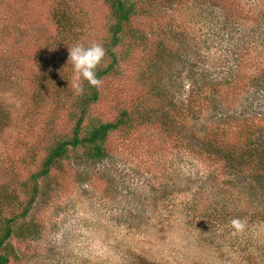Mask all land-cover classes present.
Instances as JSON below:
<instances>
[{"label": "rangeland", "instance_id": "374dc122", "mask_svg": "<svg viewBox=\"0 0 264 264\" xmlns=\"http://www.w3.org/2000/svg\"><path fill=\"white\" fill-rule=\"evenodd\" d=\"M110 1L0 0V195L10 200L0 203V235L5 221L17 218L7 244L20 257L11 264H264V192L250 196L249 177L236 187L239 179L223 162L194 153L187 142H172L161 123L114 134L105 160L69 152L48 177L34 180L81 117L76 104L83 93L68 84V47L100 43L107 49L116 23ZM131 1L138 15L120 45L129 58L120 72L101 79L100 101L88 110L84 135L123 109L137 118L160 110L149 105L137 111L146 91L143 72L153 74L151 84L162 79L178 106L188 99L185 87L241 76L240 40L249 31L230 35L224 10L239 17L250 11L254 34L264 37V0ZM58 12L69 21L60 24ZM162 39L169 53L157 64V52L166 47ZM110 60L106 56V64ZM81 86L84 92L87 81ZM246 103L256 108L262 101L249 97ZM246 110L239 104L234 112ZM204 113L184 123L199 130L189 142L206 154L211 112ZM235 218L245 222L243 230L231 226Z\"/></svg>", "mask_w": 264, "mask_h": 264}, {"label": "trees", "instance_id": "16d2710c", "mask_svg": "<svg viewBox=\"0 0 264 264\" xmlns=\"http://www.w3.org/2000/svg\"><path fill=\"white\" fill-rule=\"evenodd\" d=\"M167 2L171 3L172 1L167 0ZM110 8L116 23L111 26V43L105 49L104 57L106 58L107 56L111 60L106 64L105 58H103L97 66L96 75L99 79L120 72L124 61L129 58V53H123V49H120L123 41L122 35L128 24L138 15L136 5L131 0H111ZM223 13V23L227 25L226 30L228 32L231 30L230 35L239 33L238 28H247L246 32L249 31L245 34L247 39L240 40L242 41V46L240 45L239 50L243 51V54L238 69L241 76L236 79L226 78L224 82L222 79L218 80V82L211 80V82L203 83L202 87L196 90L195 88L185 87V92L188 93L187 102L183 101V105L178 106L174 99H168L171 89L162 82V79L157 78V83L151 84L150 77L153 74L148 73V71L143 72V78L147 76L144 83L146 91L145 96L141 99L142 105L137 107V111L143 112L149 105H153L160 110H154L146 113L145 116L137 118L134 115L136 114L135 112L130 113L128 110L123 109L118 112L116 118L100 120L84 135L85 130H83L82 125L88 110L93 103H98L101 97L99 88L92 87L87 83L80 103L76 104L81 109V117L77 121L73 136L70 139H63L55 145L51 155L44 163V170L37 174L34 180L48 177L52 169L57 168L63 159L70 156L69 152L83 150V155L89 160H105L110 154L111 138L114 134L123 131L130 132L138 126L148 127V125H153L154 123H161L164 131L169 133L168 137H171L172 142H176L177 145L187 142V147H190L194 153L206 155L205 159L215 161L217 164L223 162L224 168L229 170V174L236 180L239 179L235 184L236 187L244 185L245 180L249 177L253 185L250 188L252 190L250 196H254L253 193L256 192H264V113L258 111V108L264 110V98H262L263 100L260 99L264 95V49H259V46L264 47V37L254 34V24L256 23L254 18H251L253 14L250 11H248L246 17L233 16L230 13L228 14L226 10ZM56 16L60 24L63 20H68L64 12H58ZM220 16L217 18H220ZM224 35L229 37V33ZM155 38L159 37L155 36ZM258 38H261V40ZM161 45L166 47L162 53L157 52V64L167 59V53H169L163 39L161 40ZM257 69L263 71L260 73ZM159 70L164 71V68L159 67ZM251 70H254V72ZM155 73L157 72L155 71ZM182 87L180 86V88ZM211 96L215 99L213 102ZM249 97L255 98L256 101H262V104L256 108L254 105H247L246 100ZM167 100V107L163 106ZM216 104L224 105L225 109H221ZM239 104L247 109L245 113L234 112ZM226 108L233 112L227 113ZM204 112H211V119L207 126L208 130L210 129L209 150L206 154H204V150L199 147L195 148V145L191 141L189 142V140L198 137L199 130L197 128L193 129L187 123H184V118H195L205 114ZM158 117H161L164 121H158ZM168 122H172L173 125L180 129V132L171 129ZM182 131H187L189 136L181 137ZM214 144H217V147L212 148ZM240 182H243V184H239ZM34 189L35 194H37L38 188ZM17 195L19 194L17 193ZM17 195L13 194L12 200L15 199L17 201ZM9 201L8 198L0 195L1 205L9 203ZM32 202L33 198L28 203V209L23 211V217L28 215L29 206L31 207ZM14 220L5 221L6 224L2 230V235H0V264H11L13 260L18 261L20 257L15 250L9 249V244H7L14 236L12 229Z\"/></svg>", "mask_w": 264, "mask_h": 264}, {"label": "clouds", "instance_id": "9594fccd", "mask_svg": "<svg viewBox=\"0 0 264 264\" xmlns=\"http://www.w3.org/2000/svg\"><path fill=\"white\" fill-rule=\"evenodd\" d=\"M67 64L71 65L72 78L68 81L75 94H82L81 80L95 88L102 85V80L97 78L96 68L105 56V49L100 43H91L85 46L82 43H75L68 47ZM66 64V65H67ZM231 226L237 231L243 230L245 222L239 218L231 220Z\"/></svg>", "mask_w": 264, "mask_h": 264}]
</instances>
